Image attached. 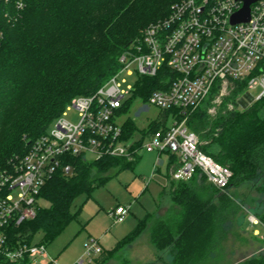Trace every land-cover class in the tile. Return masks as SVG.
Here are the masks:
<instances>
[{
  "label": "trees",
  "instance_id": "16d2710c",
  "mask_svg": "<svg viewBox=\"0 0 264 264\" xmlns=\"http://www.w3.org/2000/svg\"><path fill=\"white\" fill-rule=\"evenodd\" d=\"M177 1L1 0L0 167L24 155L73 98L94 94L104 85L120 68V55L147 25L166 17ZM167 73L172 71L164 66L156 76L140 77L121 112L130 109L134 98L147 101L153 90L163 88ZM246 90L239 82L212 115L209 108L217 92L214 88L201 105L189 111L186 121L198 134L200 149L232 170L229 187L264 176V96L243 109L227 108ZM164 123L163 119L154 120L139 129L137 121L128 118L124 135L128 138L141 132L147 136L165 127ZM66 158L72 164L71 173L59 170L46 182L39 197L50 206L40 207L35 218L13 229L16 240L33 243L38 231L46 240L57 237L78 216L72 207L80 194L92 195L96 185L110 177L107 171L132 168L139 156L134 160L118 156ZM178 165L176 155L171 154L169 168ZM199 177L203 180L200 185ZM207 180L200 172L188 180L171 178L170 193L178 210L156 219L151 230L153 245L169 249L171 264H198L215 239L219 210L214 194L219 189L210 182L215 189L209 190ZM149 222L148 216L140 220L115 245L113 253L136 240ZM97 257L92 264L104 262L108 254L102 251ZM246 264H264V255Z\"/></svg>",
  "mask_w": 264,
  "mask_h": 264
},
{
  "label": "built area",
  "instance_id": "2783aa9c",
  "mask_svg": "<svg viewBox=\"0 0 264 264\" xmlns=\"http://www.w3.org/2000/svg\"><path fill=\"white\" fill-rule=\"evenodd\" d=\"M243 5L242 0L175 2L166 17L147 25L120 55V68L104 85L94 94L73 98L24 155L0 167V264H47L54 260L44 243L16 240L11 231L36 217L41 207L40 192L57 171L71 173L73 168L67 156L84 155L91 160L118 156L134 160L141 150L158 155L170 153L179 162L170 168L172 179L188 180L200 172L219 190L229 187L232 170L200 149L199 136L186 121L189 111L201 105L214 88L217 92L209 108L212 115L239 82L247 90L236 103L229 102L228 109L245 108L240 100L258 86L263 87L262 92L257 97L251 95L252 101L246 98L247 106L264 96V0L251 4L248 22L231 23V16ZM2 38L0 29V41ZM164 66L172 73L165 74L163 88L153 90L147 102L165 112V127L147 136L138 132L131 141L133 136L124 135L125 122L118 119L124 115V99L132 95L135 86L123 88L126 79L120 80V75L126 72L138 78L153 77ZM72 109L78 113L77 121L66 117ZM129 212L130 206L119 204L109 215L114 222H123ZM248 217L252 224L264 229V220L253 213ZM255 233L261 235L259 229ZM102 251L99 241L93 239L86 244L77 263L92 264Z\"/></svg>",
  "mask_w": 264,
  "mask_h": 264
},
{
  "label": "rangeland",
  "instance_id": "374dc122",
  "mask_svg": "<svg viewBox=\"0 0 264 264\" xmlns=\"http://www.w3.org/2000/svg\"><path fill=\"white\" fill-rule=\"evenodd\" d=\"M132 68L135 69V66ZM121 78L126 79L122 83L123 88L128 85L136 86L140 82L136 74L129 75L125 72L120 75V80ZM262 88L258 86L250 89V94L257 97ZM130 97L128 95L124 103ZM123 114L118 119L120 122L132 118L137 121L139 129H142L152 119L160 121L165 112L136 97L130 109ZM66 117L77 121L78 113L72 109ZM168 123H172V117ZM135 138L133 136L130 140L134 141ZM157 154L141 150L139 159L133 163L132 168L119 172L117 168L107 171L105 174L110 177L105 182L98 183L92 195L82 193L75 199L72 211L78 212V216L54 239L46 240L44 233L38 231L33 243L43 242L48 255L54 259L47 264H78L86 244L93 239L98 240L102 250L108 254V258L100 264H171L169 249H157L150 236L151 225L156 219L165 218L178 210L170 193L171 154L162 153L161 161L155 169ZM197 182L202 183V178L199 177ZM207 183L209 190L215 189L210 186L209 180ZM263 186L264 176L226 190H215L214 202L219 210L217 232L207 256L198 264H246L250 259L264 255V229L261 225L252 224L248 217L250 213L264 217ZM118 204L130 206V212L123 222H114L109 215V211ZM40 205L47 208L50 203L41 198ZM147 216L150 217V222L136 240L113 253L115 245ZM255 229H259L261 235L256 234ZM34 264L46 263L36 261Z\"/></svg>",
  "mask_w": 264,
  "mask_h": 264
},
{
  "label": "water",
  "instance_id": "95a60500",
  "mask_svg": "<svg viewBox=\"0 0 264 264\" xmlns=\"http://www.w3.org/2000/svg\"><path fill=\"white\" fill-rule=\"evenodd\" d=\"M242 1L244 2L243 7L231 16L230 20L231 23L233 24L239 22H248L251 16V4H253L258 0H242ZM246 98L252 101V96L249 95V93H246L245 96L240 100V103L245 107L249 103V101Z\"/></svg>",
  "mask_w": 264,
  "mask_h": 264
},
{
  "label": "crops",
  "instance_id": "0c3cea01",
  "mask_svg": "<svg viewBox=\"0 0 264 264\" xmlns=\"http://www.w3.org/2000/svg\"><path fill=\"white\" fill-rule=\"evenodd\" d=\"M158 155V154H157ZM162 155V154H161ZM161 155H158L157 156V160H156V163L158 164L160 161H161ZM155 163V164H156ZM117 206V205H116ZM153 225V224H152ZM152 225H151V230H152ZM151 236V235H150Z\"/></svg>",
  "mask_w": 264,
  "mask_h": 264
}]
</instances>
